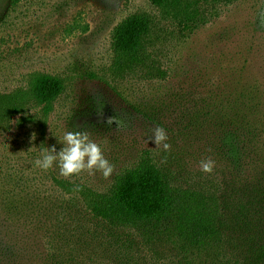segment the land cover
Listing matches in <instances>:
<instances>
[{"label": "rangeland", "instance_id": "1", "mask_svg": "<svg viewBox=\"0 0 264 264\" xmlns=\"http://www.w3.org/2000/svg\"><path fill=\"white\" fill-rule=\"evenodd\" d=\"M202 10L205 23L184 33L150 0H23L17 5L0 0V94L26 88L35 72L66 81L45 128L38 121L20 124L16 117L0 131V192L67 202L53 187V177L104 192L148 150L173 186L211 192L220 202L242 189L238 195L253 203L248 207L253 211L247 225L231 224L230 231L242 253L257 249L264 240L262 230L255 229L264 224V0H209ZM134 14L152 20L147 54L166 72L164 79L144 69L121 73L115 67L113 31ZM225 113L249 117L260 132L250 136L260 150L246 160L243 171L251 175L243 186L231 181L224 155L213 149L223 137L215 122ZM156 125L166 130L170 152L148 141ZM76 129L88 131L115 166L108 179L99 171L65 178L56 165L48 170L35 165L44 148L59 152V139ZM209 157L215 161L211 174L199 167ZM93 224L103 228L96 220Z\"/></svg>", "mask_w": 264, "mask_h": 264}, {"label": "trees", "instance_id": "2", "mask_svg": "<svg viewBox=\"0 0 264 264\" xmlns=\"http://www.w3.org/2000/svg\"><path fill=\"white\" fill-rule=\"evenodd\" d=\"M21 1L11 0L13 5ZM208 1L150 0L184 33L205 23L202 6ZM151 28L148 15L134 14L114 29L117 71L144 69L148 76L165 78L166 72L147 54ZM65 90L60 76L31 74L26 88L0 94V131L8 130L16 117L20 124L38 121L45 128ZM31 109L37 113L30 115ZM215 124L223 131L215 154L224 155L231 181L243 186L251 175L250 170L243 171L246 160L260 150L250 136L260 132L239 113H225ZM52 184L67 202L0 192V264H262L264 259V240L257 249L242 253L230 231L231 224L246 223L253 211L248 208L253 203H244L238 195L242 189L220 202L211 192L173 186L151 151H143L137 164L118 174L107 191L56 177ZM247 198L253 201L251 194ZM255 229L264 234V224ZM124 231L128 234H121Z\"/></svg>", "mask_w": 264, "mask_h": 264}, {"label": "clouds", "instance_id": "3", "mask_svg": "<svg viewBox=\"0 0 264 264\" xmlns=\"http://www.w3.org/2000/svg\"><path fill=\"white\" fill-rule=\"evenodd\" d=\"M151 140L155 143L156 148L164 152L171 151V144L167 141L169 136L166 130L156 125L151 129ZM35 134L32 139L35 140ZM62 149L57 152L55 146L44 148L41 158L35 161V165L43 170H48L56 165L59 168V174L65 178L87 171L94 174L99 171L105 179H108L114 172L115 166L104 156L100 145L90 138V133L86 130L76 129L66 131L62 140ZM167 157L164 158V162ZM200 170L204 173L211 174L215 167L213 159L206 158L199 162Z\"/></svg>", "mask_w": 264, "mask_h": 264}]
</instances>
